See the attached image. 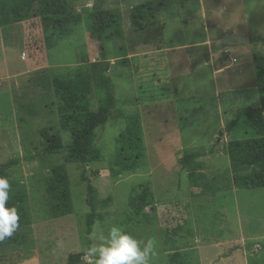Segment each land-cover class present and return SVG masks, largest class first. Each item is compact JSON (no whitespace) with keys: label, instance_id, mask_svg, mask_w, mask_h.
Wrapping results in <instances>:
<instances>
[{"label":"rangeland","instance_id":"obj_1","mask_svg":"<svg viewBox=\"0 0 264 264\" xmlns=\"http://www.w3.org/2000/svg\"><path fill=\"white\" fill-rule=\"evenodd\" d=\"M0 1L8 4L10 14L2 23L0 20V165L41 150L43 130L59 132L63 145L68 144L69 133L59 129L50 84L54 73L87 69L94 111L105 98L98 78L103 69L116 100L105 126L95 130L93 144L101 152L99 161L70 164L61 154L21 161L5 172L8 181H17L25 189L30 225L12 233L13 244L0 245V264H67L70 255H84L87 183L95 189L97 213L88 237L91 245L99 244L100 236L117 226L136 239L156 240L152 264H172L169 260L175 254L180 256L176 264L183 258L199 264L197 245L201 243L196 242V234L208 233L211 236L206 234L205 242L213 236L215 243L201 249L203 264L260 260L264 188L233 192L232 177L252 170L231 171L227 145L254 136L244 119L236 118L244 110L260 107L252 55L264 57V43L251 39L264 38V0L160 1L154 19L143 31L131 27L130 12L152 0H76L72 13L80 17V25L66 37L55 38L52 47L45 43L33 0ZM93 8L119 10L120 40L99 44L90 38L88 12ZM227 31L249 37L248 44L216 49L221 34ZM191 45L198 47L181 48ZM218 62L230 65L228 91L223 80L215 84L209 67L194 73L198 65ZM132 114L140 119L146 165L122 173L112 164L117 137ZM188 154L198 155L193 162L196 171L176 167ZM59 165L68 175L73 209L52 219L47 209L46 178ZM201 186L218 191L208 194L213 197H203L208 195L202 194ZM135 190L151 204L140 216L128 207ZM76 264H85L83 257Z\"/></svg>","mask_w":264,"mask_h":264},{"label":"trees","instance_id":"obj_2","mask_svg":"<svg viewBox=\"0 0 264 264\" xmlns=\"http://www.w3.org/2000/svg\"><path fill=\"white\" fill-rule=\"evenodd\" d=\"M76 0H33L36 4L37 13L40 18L45 43L52 47L55 38L61 39L69 35L70 30L81 23L79 16L72 13V5ZM167 0H152L149 4L136 5L131 9L129 20L133 29L143 31L154 19V11L157 2ZM159 6V4L157 5ZM10 16L8 4L0 1V20ZM87 31L90 38L99 44L112 43L123 37L122 18L119 10H96L93 8L88 12ZM252 42H263L264 38L251 39ZM100 55L104 60V51ZM254 67L255 84L259 93L260 107L248 109L241 112L236 118H243L247 128L254 136L245 139L230 141L227 145V154L230 169L236 172L243 167H250V174L235 175L232 177L234 190H253L264 188V57L252 55ZM98 78L104 87L105 98L100 100L94 111L91 110L92 85L89 72L85 68H76L66 72L54 73L51 76L50 84L54 98L57 102V115L59 129L69 133V142L63 145L59 132L51 129L40 132L41 150L33 156L24 159L11 160L0 165V176L5 177V172L19 164L21 161L29 162L40 157L65 155V161L70 164H87L101 159V152L94 147L93 141L95 130L102 128L108 121V115L116 107V100L111 93V81L104 74V70L98 71ZM235 122H231L230 126ZM198 155L188 154L178 160V165L184 171H196L194 168L195 159ZM146 155L144 139L140 126V119L137 115L126 117V126L117 137V153L113 161V168L122 173H132L144 168ZM194 169H193V168ZM188 169V170H187ZM191 169V170H190ZM193 174V173H192ZM190 173L188 178H190ZM201 179L205 175H200ZM191 179V178H190ZM82 180L87 179L82 176ZM9 199L5 204L6 208L15 207L19 215L18 227L15 230L30 225V216L27 205V198L24 187L17 181H9ZM202 194H214L217 191H210L207 186L200 187ZM228 190H230L228 188ZM128 201L129 210L135 216L143 215V209L151 205L146 198L136 190ZM95 189L87 183L85 204L89 209L86 216L85 235L86 248L91 246L89 236L92 233L97 218L96 206L94 203ZM47 209L52 219L64 217L72 212V201L69 190L68 175L65 167L59 165L50 171L46 178ZM139 203H143L139 207ZM13 236L5 237L0 245L13 244ZM83 254L70 255L67 264H76L83 257ZM176 254L171 256L170 263L176 264ZM180 264H191L189 258H183ZM248 264H264V245H262V256L260 260H250Z\"/></svg>","mask_w":264,"mask_h":264},{"label":"clouds","instance_id":"obj_3","mask_svg":"<svg viewBox=\"0 0 264 264\" xmlns=\"http://www.w3.org/2000/svg\"><path fill=\"white\" fill-rule=\"evenodd\" d=\"M9 189L8 179L0 176V241L11 236L18 227L17 209L5 207ZM99 239V244L83 250L85 264H152L156 247L154 238L145 242L113 226L106 236L101 235Z\"/></svg>","mask_w":264,"mask_h":264},{"label":"crops","instance_id":"obj_4","mask_svg":"<svg viewBox=\"0 0 264 264\" xmlns=\"http://www.w3.org/2000/svg\"><path fill=\"white\" fill-rule=\"evenodd\" d=\"M233 34H235V33H233ZM247 39H248V42H249V37H247ZM193 47H198V45H191V46H183V47H181V48H183V50L184 49H188V48H191V49H193ZM204 65V66H203ZM206 65V66H205ZM253 65V64H252ZM203 67H209L210 69H211V72H212V76H213V78H214V82H215V84L217 83V82H220V81H222L223 80V87H224V89H226L225 91H228V90H230V88H231V77L229 76V73H228V70H229V68H230V65L229 66H224V64L223 63H216L215 65L214 64H211V65H208L207 63H205V64H202V65H198V66H196V68L194 69V73L196 72V71H198V70H200V69H202ZM254 68V67H253ZM254 83H255V81H254ZM255 86H256V84H255ZM257 88V87H256ZM177 165H176V167H179V165H178V162L176 163ZM180 168V167H179ZM181 170V169H180ZM233 192H235V190L233 189ZM218 194H220V193H218ZM218 194H216V195H218ZM216 195H214V196H216ZM199 197H202V196H199ZM203 197H213V195L211 196V195H208V196H203ZM202 218H205L204 217V215H202L201 216ZM205 226V225H204ZM203 226V227H204ZM238 227H237V225H236V227H235V230L237 231L238 229H237ZM203 230H204V228H202ZM206 234H208V233H206ZM205 233H202V234H196V242L197 243H201V245H197V251H198V255H199V264H203V257H202V255H201V249L203 250V247H206L207 245H213L214 243H215V240H214V237L212 236V238L213 239H208V242H205L206 240H207V238H206V235ZM208 235H210V234H208ZM211 236V235H210ZM247 239V238H246ZM212 240V241H211ZM210 242V243H209ZM225 242V240H223V241H221L220 243H221V245H224L223 243ZM201 246V247H200ZM222 249V247L221 248H219V250H221ZM224 249V248H223ZM214 251L215 252H217L218 251V249H214ZM215 255V254H214ZM212 257V256H211ZM208 264H210V262L208 261Z\"/></svg>","mask_w":264,"mask_h":264},{"label":"water","instance_id":"obj_5","mask_svg":"<svg viewBox=\"0 0 264 264\" xmlns=\"http://www.w3.org/2000/svg\"><path fill=\"white\" fill-rule=\"evenodd\" d=\"M248 44L247 37L244 36H238L233 34L230 31H227L225 33L221 34L220 40L216 44V49L218 47H236V46H245ZM222 137V132L219 133V136L217 138V143L220 141V138Z\"/></svg>","mask_w":264,"mask_h":264}]
</instances>
